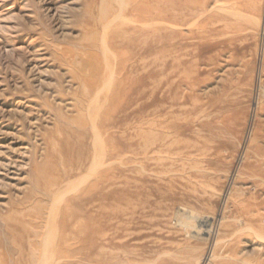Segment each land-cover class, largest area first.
I'll return each instance as SVG.
<instances>
[{"label":"rangeland","instance_id":"obj_1","mask_svg":"<svg viewBox=\"0 0 264 264\" xmlns=\"http://www.w3.org/2000/svg\"><path fill=\"white\" fill-rule=\"evenodd\" d=\"M263 23L0 0V264H264Z\"/></svg>","mask_w":264,"mask_h":264},{"label":"bare ground","instance_id":"obj_2","mask_svg":"<svg viewBox=\"0 0 264 264\" xmlns=\"http://www.w3.org/2000/svg\"><path fill=\"white\" fill-rule=\"evenodd\" d=\"M123 4V3H122ZM264 24V23H263ZM263 28V27H262ZM159 37V36H158ZM264 37V36H263ZM113 72V71H112ZM244 145V144H243ZM177 216H176V218L178 219V217H182V218H184V219H186L187 221H197L198 219L196 218V215L195 214H193L192 212H190V211H188L187 209H185V208H180L179 209V212H177V214H176ZM180 219V218H179ZM183 220V219H182ZM182 220H180L179 221V224H184L185 225V227L187 228V227H189L188 226V222H183ZM200 220V219H199ZM178 225V224H177ZM180 226V225H179ZM200 226H204V228L206 229V227H207V229H208V226H209V224H208V221L207 220H203L202 222H201V224H200ZM190 228V227H189ZM188 228V229H189ZM204 228H203V230H204ZM205 232V231H204ZM208 232H209V230H208ZM208 232H207V234H208ZM214 232V231H213ZM206 258V257H205Z\"/></svg>","mask_w":264,"mask_h":264}]
</instances>
